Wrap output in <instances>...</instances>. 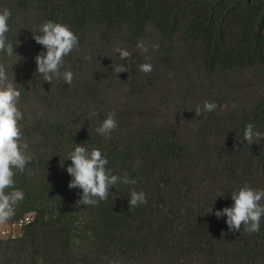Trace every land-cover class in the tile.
Wrapping results in <instances>:
<instances>
[{
    "label": "trees",
    "instance_id": "1",
    "mask_svg": "<svg viewBox=\"0 0 264 264\" xmlns=\"http://www.w3.org/2000/svg\"><path fill=\"white\" fill-rule=\"evenodd\" d=\"M4 8L19 57L0 53V64L21 90L20 142L32 156L6 223L33 220L0 238V264H264V219L248 233L214 215L236 187L264 188V139L242 135L250 122L264 132V0H0ZM46 20L79 38L64 57L71 85L35 74L33 34ZM117 45L132 56L119 59ZM120 64L127 72L116 73ZM204 101L217 107L196 116ZM110 111L118 127L105 139L95 129ZM73 142L99 148L113 174L136 184L77 205L66 172ZM133 188L146 204L128 206Z\"/></svg>",
    "mask_w": 264,
    "mask_h": 264
},
{
    "label": "clouds",
    "instance_id": "2",
    "mask_svg": "<svg viewBox=\"0 0 264 264\" xmlns=\"http://www.w3.org/2000/svg\"><path fill=\"white\" fill-rule=\"evenodd\" d=\"M10 16L9 9H0V53L7 57H19L13 51V45L16 43L11 42L7 35L10 31L8 23ZM37 31L39 34H33V39L42 46V49L34 57L35 74L40 76L42 81L51 83L53 79H63L65 83L71 85L74 73L70 67L66 66L64 57L73 50L79 49L78 36L68 25L53 20L44 21L38 26ZM137 47L144 53L148 52V48L142 41L137 42ZM153 47L158 48L159 45ZM114 54L121 60L132 56L130 51L119 45L115 46ZM84 59L90 60L91 57L84 56ZM138 68L143 73H150L153 65L141 63ZM115 71L116 73L127 72V67L120 64ZM20 97L21 90L14 82L13 72L10 76L8 68L0 64V222L13 217L17 205L23 201L24 193L16 187L15 176L17 173L24 172L32 159V156L28 154V144L20 142L23 134L19 122L24 118V113L19 107ZM216 107L215 102L204 101L196 106L194 112L196 116H200L213 111ZM97 115L98 112L93 107L89 116ZM117 127L116 113L110 111L95 131L98 135L109 139ZM242 135L243 141L249 145L264 139V132L257 130V126L251 122L245 125ZM73 144L75 147L66 158L71 161V164L66 167V172L71 177L68 188L80 190L77 205H96L106 200L117 184H136V181L130 179L127 173L113 174L112 169L107 167L109 163L107 156L99 148L89 149L85 143L78 145L73 142ZM229 199L230 206L215 210L214 215L217 218L225 217L229 231H240L243 225L246 232L259 233L262 219H264V203L261 202L264 201V188L244 183L229 192ZM146 203V193L143 190L130 189L128 206L137 207ZM211 211L212 207L209 212ZM27 215L31 216L32 221L33 215L24 216Z\"/></svg>",
    "mask_w": 264,
    "mask_h": 264
},
{
    "label": "built area",
    "instance_id": "3",
    "mask_svg": "<svg viewBox=\"0 0 264 264\" xmlns=\"http://www.w3.org/2000/svg\"><path fill=\"white\" fill-rule=\"evenodd\" d=\"M31 221V216H24L18 219L12 220L6 226H3L2 234H7L8 236H15L17 232H20L21 228Z\"/></svg>",
    "mask_w": 264,
    "mask_h": 264
},
{
    "label": "rangeland",
    "instance_id": "4",
    "mask_svg": "<svg viewBox=\"0 0 264 264\" xmlns=\"http://www.w3.org/2000/svg\"><path fill=\"white\" fill-rule=\"evenodd\" d=\"M3 226L4 227L6 226V221L0 222V238H10V239H12V238H15V237L19 236L20 233H21V231L17 232L16 235L13 236V237L12 236H8L7 234H2L1 231L4 229Z\"/></svg>",
    "mask_w": 264,
    "mask_h": 264
}]
</instances>
